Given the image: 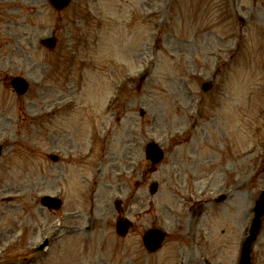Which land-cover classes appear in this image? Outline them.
I'll return each instance as SVG.
<instances>
[{
	"label": "rangeland",
	"instance_id": "rangeland-1",
	"mask_svg": "<svg viewBox=\"0 0 264 264\" xmlns=\"http://www.w3.org/2000/svg\"><path fill=\"white\" fill-rule=\"evenodd\" d=\"M261 2L72 0L57 12L49 0H17L22 8L16 14L28 21L19 20L13 31L22 38L29 33L32 43L21 44V57L31 62L22 72L30 89L15 99L0 86V134L13 141L1 160L9 170H0V248L6 249L0 264H27L29 249L44 237L49 247L29 264H168L176 246L195 250L196 264L202 251L207 264H234L264 189ZM236 15L247 19L245 28ZM48 35L57 44L45 56L37 40ZM204 81L212 83L206 93ZM150 140L165 151L155 172L143 152ZM195 158L210 163L184 175L178 192L173 163ZM132 167L139 170L133 177ZM153 181L158 190L150 195ZM202 185L203 194L190 196ZM220 192L229 200L213 207ZM43 194L59 196L63 206L44 208ZM178 194L195 208H213L202 217V236L185 233L189 216L187 208H175ZM114 198L122 199L123 209L131 200L126 211L134 226L123 238L110 227V216L103 226L102 212H115ZM176 215L179 233L172 230ZM150 226L168 236L152 255L138 236ZM256 242L253 251L264 263V220Z\"/></svg>",
	"mask_w": 264,
	"mask_h": 264
},
{
	"label": "flooded vegetation",
	"instance_id": "flooded-vegetation-1",
	"mask_svg": "<svg viewBox=\"0 0 264 264\" xmlns=\"http://www.w3.org/2000/svg\"><path fill=\"white\" fill-rule=\"evenodd\" d=\"M14 18L12 8L0 3V61L10 62L17 51V47H12L11 31Z\"/></svg>",
	"mask_w": 264,
	"mask_h": 264
},
{
	"label": "water",
	"instance_id": "water-1",
	"mask_svg": "<svg viewBox=\"0 0 264 264\" xmlns=\"http://www.w3.org/2000/svg\"><path fill=\"white\" fill-rule=\"evenodd\" d=\"M54 4H55V6H56L57 8H61L62 6H64L65 3H64V1L60 0V1H58V2H55ZM49 44H51V43H49ZM20 86L22 87L21 84L19 85V87H20ZM207 87H208V86H207ZM149 149H151V147L148 148V150H147L148 152H149ZM151 154L154 155V153L152 152V150H151ZM159 157H160V154H158V156H157V157H154L152 160H153L154 162H157V161L159 160ZM151 190H152V189H151ZM53 201H54V199H53V198H49V197H44V198L42 199V203H43V205H48V206H52L51 204H48V203H51V202L53 203ZM57 202H58V201H57ZM57 202H56V204H57ZM56 204H55V206H57ZM244 257H245V256H244ZM244 257H243V255H242V261H241V263L243 262V259H245ZM241 263H240V264H241Z\"/></svg>",
	"mask_w": 264,
	"mask_h": 264
}]
</instances>
